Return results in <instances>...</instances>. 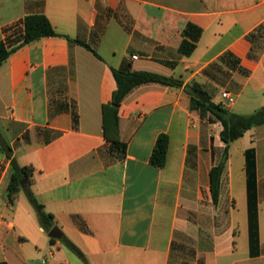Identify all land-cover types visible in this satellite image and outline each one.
Returning <instances> with one entry per match:
<instances>
[{
	"label": "crops",
	"instance_id": "1",
	"mask_svg": "<svg viewBox=\"0 0 264 264\" xmlns=\"http://www.w3.org/2000/svg\"><path fill=\"white\" fill-rule=\"evenodd\" d=\"M31 14L45 15L59 35L21 44ZM0 41L14 48L0 65V264H264V124L229 144L213 204L209 174L223 156L222 125L203 107L191 110L184 91L197 82L216 103L230 92L226 108L237 114L264 106V0H0ZM183 42L194 46L189 55ZM111 68L182 80L126 95L118 111L124 148L103 134L102 105L116 88ZM163 133L168 148L158 167L150 156ZM13 159L31 168L25 183L60 239L50 240L22 189L9 201Z\"/></svg>",
	"mask_w": 264,
	"mask_h": 264
},
{
	"label": "trees",
	"instance_id": "2",
	"mask_svg": "<svg viewBox=\"0 0 264 264\" xmlns=\"http://www.w3.org/2000/svg\"><path fill=\"white\" fill-rule=\"evenodd\" d=\"M53 26L43 14H31L24 18V33L21 44H29L43 37L58 36ZM64 37L67 40L76 42L87 49L94 50L84 41L80 39H71L68 36ZM194 46L183 42L179 50L184 55H189L193 51ZM14 51L8 49L5 44L0 41V65L7 60L10 54ZM113 78L116 83V88L112 91L111 98L107 103L102 105L103 116V134L108 140L118 147L124 148V145L119 142V106L126 95L135 87L148 84L158 83L164 86L179 88L182 86V80L172 76H164L158 73L144 70H124L111 68ZM185 93L189 97V107L191 110H197L200 107L208 110L212 119L219 121L222 125L220 131L221 140L225 147L223 156L220 162L210 169V190L213 204L218 202L220 193L221 176L225 168L228 158V146L231 142L241 137L245 131L255 125L264 124V106L260 107L255 112L249 115L237 114L228 110L223 103L212 101L210 95L197 82L189 83L185 86ZM73 121H77V114L73 112ZM0 137V141H1ZM168 148V136L160 134L156 140L154 148L150 156L151 164L162 167L165 164ZM8 154L10 155L9 149ZM245 171L247 182V212H248V227H249V244L251 250L258 243V222H257V194H256V177H255V153L253 148L246 149L245 152ZM31 168L28 166H19L16 160L11 161V175L7 185V197L10 202L15 200L18 191L23 189L26 196L34 208L39 224L48 232L54 224L53 216L44 210L43 205L37 200L31 189L28 188V183L23 187L20 181L26 178L30 180ZM51 241H55L50 238ZM64 243L83 258L82 252L72 244L67 238L63 237Z\"/></svg>",
	"mask_w": 264,
	"mask_h": 264
},
{
	"label": "rangeland",
	"instance_id": "3",
	"mask_svg": "<svg viewBox=\"0 0 264 264\" xmlns=\"http://www.w3.org/2000/svg\"><path fill=\"white\" fill-rule=\"evenodd\" d=\"M239 172H240V170L238 169V167L234 166V167H233V174H234V177H235V178L238 177ZM24 185H26V183H25ZM28 188L30 189V186H29V185H28ZM20 197H21L20 200H22V202H24L25 204H27V205H28V206H29V207L35 212L34 208H33L32 205L30 204V202H29V200H28V198H27V196H26V193H25V191H24L23 189H22V191L20 192ZM236 198H237V203L240 204L241 201H240L239 196L237 195ZM35 214H36V212H35ZM76 247H77V246H76ZM72 254H74V253H72ZM72 256H74V258H78L76 255H72Z\"/></svg>",
	"mask_w": 264,
	"mask_h": 264
},
{
	"label": "water",
	"instance_id": "4",
	"mask_svg": "<svg viewBox=\"0 0 264 264\" xmlns=\"http://www.w3.org/2000/svg\"><path fill=\"white\" fill-rule=\"evenodd\" d=\"M25 182L26 179L24 178L20 181V185L23 186ZM47 236L53 239H60L62 234L58 226L55 225L47 232Z\"/></svg>",
	"mask_w": 264,
	"mask_h": 264
},
{
	"label": "built area",
	"instance_id": "5",
	"mask_svg": "<svg viewBox=\"0 0 264 264\" xmlns=\"http://www.w3.org/2000/svg\"><path fill=\"white\" fill-rule=\"evenodd\" d=\"M132 59H136L137 55H132ZM222 99L224 100L223 105L227 107L228 105H231L235 101V96L231 94L230 92L224 91L221 94Z\"/></svg>",
	"mask_w": 264,
	"mask_h": 264
}]
</instances>
